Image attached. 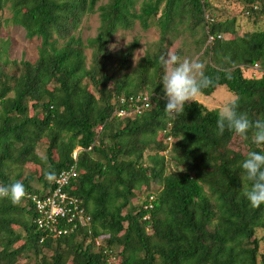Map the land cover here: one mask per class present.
Here are the masks:
<instances>
[{
	"label": "trees",
	"instance_id": "obj_1",
	"mask_svg": "<svg viewBox=\"0 0 264 264\" xmlns=\"http://www.w3.org/2000/svg\"><path fill=\"white\" fill-rule=\"evenodd\" d=\"M101 1L0 0V13L9 8L11 23L41 40L35 63L11 60L9 43L0 46V187L18 181L25 189L16 204L0 197V264L28 261L29 254L35 264H264L256 236L264 231V203L253 207L243 196L251 182L240 167L264 145L252 144L251 130L247 139L227 128L219 134L218 110L199 102L166 116L161 84L171 34L200 28L196 42L210 81L200 94L224 86L238 100V113L264 120V30L239 35L235 20L212 13L210 0H108L98 7ZM244 2L251 18L263 0ZM96 13L98 34L83 40L75 32ZM137 23L144 31L157 27L161 38L127 73L140 42L116 56L110 46ZM209 34L226 39L208 44ZM256 65L262 76L247 78ZM145 92L155 94L149 110L114 116L121 98ZM235 143L245 151L234 150ZM27 164L33 174H25ZM72 165L79 176L69 192L84 202L92 236L45 238L27 196L45 194ZM150 196L154 208L147 212Z\"/></svg>",
	"mask_w": 264,
	"mask_h": 264
},
{
	"label": "rangeland",
	"instance_id": "obj_2",
	"mask_svg": "<svg viewBox=\"0 0 264 264\" xmlns=\"http://www.w3.org/2000/svg\"><path fill=\"white\" fill-rule=\"evenodd\" d=\"M108 0H102L98 5L102 6L106 4ZM211 11L220 21H236V30L239 35H243L247 32L264 30V0L259 5V10L255 16L247 15V4L244 0H210ZM12 13L9 8H6L2 13H0V46L3 42L9 43V57L11 60L16 61H29L35 63L39 58V48L41 46V40L38 38L29 39L26 32L14 26L11 23ZM100 27L99 14L88 15L82 22L78 31L75 32L76 35L80 36L83 40L89 38H94L98 34ZM187 30V27L179 28V32L172 33L170 40L172 41L171 46L168 49L167 59L175 55L179 61L189 60V61H201L203 52H199V47L197 46V40H199L203 33L201 29H197L196 34H189L183 32ZM177 35L173 39L174 35ZM161 38L160 30L157 27H152L151 29L144 31L139 23L135 25L133 29L128 31H119L113 38L110 46V50L113 55H118L120 52L125 50V48L135 40L140 42V48L135 53V57L132 64V69L127 73H131L137 68L140 60L145 56L146 51L150 45L156 44ZM88 62H90L91 51H87ZM256 74V77L260 78L262 73L255 71L253 69L245 71V76L247 78H252ZM235 99V95L230 93L228 89L224 86L218 87L216 92L211 96H205L198 94L194 97L195 101L206 106L210 110H218L222 105L228 101ZM240 144V145H239ZM234 150L245 151V148L241 143H235L232 145ZM39 154L43 155V149H39ZM35 166L27 164L25 166V174H33L35 172ZM19 171H15L18 173ZM24 175V176H26ZM34 188H40L41 184L38 181L33 183ZM154 190L158 189L156 186L153 187ZM136 202V201H135ZM135 203L134 205H136ZM257 238L260 239V252L264 254V231L259 230L257 232ZM27 256V255H26ZM30 259L27 261L26 258L19 264H35L36 259L33 254L28 255Z\"/></svg>",
	"mask_w": 264,
	"mask_h": 264
},
{
	"label": "clouds",
	"instance_id": "obj_3",
	"mask_svg": "<svg viewBox=\"0 0 264 264\" xmlns=\"http://www.w3.org/2000/svg\"><path fill=\"white\" fill-rule=\"evenodd\" d=\"M165 71L161 78L162 90L166 99L164 112L166 116H178L187 101H195L203 88L210 84L205 75L203 63L199 61H179L175 55L165 61ZM238 100L232 99L218 109V132L227 130L241 138L247 139L251 130V142L257 148L264 145V120L250 121L246 115L237 112ZM242 177L251 182L250 187L243 190V196L251 206L264 203V151H249L240 164ZM55 172L46 174L52 180ZM25 194L24 185L14 182L0 187V197L8 198L13 204L18 203Z\"/></svg>",
	"mask_w": 264,
	"mask_h": 264
},
{
	"label": "built area",
	"instance_id": "obj_4",
	"mask_svg": "<svg viewBox=\"0 0 264 264\" xmlns=\"http://www.w3.org/2000/svg\"><path fill=\"white\" fill-rule=\"evenodd\" d=\"M200 2L204 3L206 0H200ZM205 18L210 22H214V19H211L207 13ZM225 39L226 37L222 34H209L208 44ZM254 70L257 71V66ZM154 95L145 92L137 96L121 98L118 104L119 108L116 110L114 116L125 118L142 114L151 108ZM170 130L171 124L168 125V128L163 133L167 135ZM167 142L172 143V138L169 137ZM76 157L77 153L74 154V159ZM78 176L77 166L72 165L55 177L52 188L45 194H31L27 196L35 211L34 223L45 234V238L56 240L60 237L75 235L81 231H87V234L92 236V218L88 215L84 202L69 192ZM154 201L155 197L150 196L148 204H145L143 209L147 212L151 211L154 208ZM149 219V214L144 217V220ZM45 238L42 240L44 241ZM101 245L102 241L98 238L95 239L96 248H101ZM109 259L112 262L117 261L115 256H109Z\"/></svg>",
	"mask_w": 264,
	"mask_h": 264
},
{
	"label": "bare ground",
	"instance_id": "obj_5",
	"mask_svg": "<svg viewBox=\"0 0 264 264\" xmlns=\"http://www.w3.org/2000/svg\"><path fill=\"white\" fill-rule=\"evenodd\" d=\"M226 37V36H225ZM257 66V65H256ZM255 66V67H256ZM255 67L253 68V70L255 69ZM256 71V70H255ZM260 71V68L257 66V72H259Z\"/></svg>",
	"mask_w": 264,
	"mask_h": 264
}]
</instances>
